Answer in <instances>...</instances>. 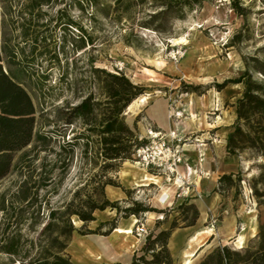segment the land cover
I'll list each match as a JSON object with an SVG mask.
<instances>
[{
	"label": "rangeland",
	"instance_id": "obj_1",
	"mask_svg": "<svg viewBox=\"0 0 264 264\" xmlns=\"http://www.w3.org/2000/svg\"><path fill=\"white\" fill-rule=\"evenodd\" d=\"M98 1V6H95L86 2L80 4L78 0H52L31 15L29 0H0V7L6 11L3 15V45L17 53L16 60L11 64L5 57L4 66L13 70L25 67L17 74L36 108L35 134L42 132L49 137L47 148H42L34 138L28 146L16 152L11 172L0 180V198L5 196L9 200L24 181L37 184L42 177H49L47 186L33 189L34 201L28 206L26 219L16 224L22 233L21 255L27 261L43 258L52 260L59 254L69 258L73 264H113L117 258L125 259L127 248H133L131 239L136 235L134 229L129 242L115 233L117 238L123 240L118 254L112 251L113 246L105 236L88 237L92 235L89 233L91 230L98 229V220L110 215L109 208L103 212L96 211L97 220L87 224L78 220L76 215L64 213L78 190L81 197L91 194L95 199H101L96 189L99 184L96 175L98 167L94 165L91 153L89 156L84 154L81 138L72 142L74 135L84 131V126L81 121L67 124L64 119L70 106L79 103L90 92H101L102 75L94 72V67L114 73L122 71L131 81L147 88L142 96H148L149 99L137 101L125 113L126 121L131 125L138 119V129L143 128L140 121L146 117V109L152 105L156 95L167 99L171 123H175L171 113L179 110L184 113L180 119L181 125L189 129H196L195 125L200 120L233 122L234 125L237 118L236 103L243 94L244 86L228 83L224 88H218L215 85L239 77L248 68L246 60L253 80L264 85V0H241L245 15H239L234 10L232 0H204L191 9L162 17L150 27H146V23L151 20L153 13L163 9L165 0ZM68 18L79 22L84 30L67 26L65 21ZM36 36L37 43L34 42ZM15 62L22 64L20 66ZM191 86L197 88L194 90ZM261 93L264 95V89ZM209 101L212 102L211 106ZM143 122L153 129L154 124L150 119L145 118ZM259 127V123L252 120L245 128L256 131ZM147 131L144 128L142 130L144 135H147ZM216 138V143L220 144L218 141L222 136ZM240 139L241 145L251 144L245 138ZM73 143H76L73 147L69 145ZM234 155L239 161L234 173H240L243 180L225 189L218 184L217 188L223 195L222 208L224 211L229 206L234 213H238L237 234L244 228L248 236L254 231L255 237L242 248L230 240L225 244L235 250L247 247L256 249L259 246L256 235L260 223L264 222V204H260L264 196L258 198L256 194H264V156L250 147L236 151ZM126 163L135 164L132 160L124 161L119 171L111 175L121 186L108 187L120 193L118 197L124 194L123 188L128 189L130 195L125 193V199L131 197L165 209L167 215L162 216L174 221L175 216L170 214L181 205V200H178L183 198L178 196L180 186L175 183V177L169 180L164 171L136 166L138 172L144 171L164 178V184L169 186L166 189L169 197L166 202H162L160 197L165 191L160 185L152 183L137 186L123 179L122 172L128 168ZM180 172L186 174L182 169ZM108 187L106 193L110 198ZM199 193L197 195L194 192L185 198L208 199L213 195L212 192ZM128 203L124 201L122 205ZM53 210L59 212L55 220L50 216ZM178 213L184 216L186 222L195 217L192 209L180 208ZM159 215L157 212L146 213L142 222L146 224L149 218L148 222L152 223L153 218ZM222 216L220 213L212 217L206 225L213 229ZM0 218L1 237L8 218L3 212H0ZM68 220L77 229L73 233ZM183 225L182 219L176 220L175 228ZM107 228L100 227L99 231L104 232ZM201 242V239L196 240L193 247ZM83 243L92 244L93 247L89 250ZM219 246H213L212 242L205 240L192 258L190 255L185 258L184 264H215L208 261L207 256ZM172 247L176 248V240ZM91 252L100 254L102 260H98ZM0 264L21 262L18 258L13 259L0 252Z\"/></svg>",
	"mask_w": 264,
	"mask_h": 264
},
{
	"label": "trees",
	"instance_id": "obj_2",
	"mask_svg": "<svg viewBox=\"0 0 264 264\" xmlns=\"http://www.w3.org/2000/svg\"><path fill=\"white\" fill-rule=\"evenodd\" d=\"M203 1L165 0L162 5L163 9L151 15V20L146 23V27L152 26L156 20L162 17H170L175 14L174 12L191 9L195 4H201ZM51 2L52 0H29L28 10L33 15L35 10ZM78 2L80 4L86 2L95 6H98L99 3L98 0H78ZM232 6L239 15H245L241 0H232ZM5 14V8L0 7V180L11 172L15 153L28 146L34 138L42 148H47L49 145V137L45 133L35 134L36 108L17 74L25 67L22 66L21 70H13L12 68L6 69L3 64L5 57H8V62L11 64L17 56L14 49L2 45L3 15ZM65 24L84 30L83 26L72 18H68ZM37 40L38 36L34 37V42L37 43ZM89 41L91 42L92 39L90 38ZM80 47L82 48V45ZM15 64L21 66L22 62H15ZM246 65L248 68L239 77L226 79L223 83L215 85L218 88H224L228 83L244 86L243 94L236 103L237 118L232 126L233 130L227 137L226 146L230 154H236V151L250 147L264 156V95L261 93L264 85L253 80L247 60ZM93 70L102 75L101 92H90L79 103L70 106L65 112L64 119L67 124L81 121L84 126V131L74 135L72 142H77L81 138L84 142V154L89 156L91 153L94 165L98 167L96 175L99 177V184L96 189L100 193L101 199H95L91 194L81 197L78 190L64 213L68 216L76 215L80 221L87 224L97 220L96 211H104L108 208L115 210L117 214L114 218L101 221L98 229L89 232L109 235L117 228L118 220L121 217L128 218L131 215H136L140 218L138 222H142L143 215L146 213L157 212L166 217L167 211L131 197L112 200L107 196V186H121L111 175L119 171L124 161H133L135 150L147 142V139L139 137L141 133L137 127L138 119L136 118L134 124L131 125L125 117L130 104L145 94L147 88L131 81L122 71L114 73L97 67H94ZM190 88L195 90L197 87L191 86ZM252 120L257 121L260 125L256 131L245 128L250 125ZM240 138H245L251 144L241 145L242 139ZM74 144L76 143L69 145L73 147ZM48 180L49 177H42L37 184L31 183L29 180L24 181L12 198L9 200L5 196L0 198V212H3L8 218V223L0 237V252L10 255L13 259L18 258L21 264H73L69 258L59 254L52 260L43 258L28 261L25 256L21 255L22 233L16 224L22 223L26 219V213L29 212L28 206L34 201L33 189H36L37 186H47ZM242 180L243 177L240 173H225L221 175L219 185L225 189L238 185ZM219 189L216 188L220 191ZM123 191L130 195L128 189L123 188ZM256 194L258 198L264 196L259 192ZM124 201H129V203L122 205ZM260 204H264V199L260 201ZM180 208L195 211L194 219L189 221L192 224L198 216L195 205L181 204ZM58 213L55 210L51 211L50 216L53 220L57 218ZM176 220L177 217L174 218L169 229L149 232L145 237L143 247L134 254L130 262H115L113 264H174L168 243L172 230L176 227ZM68 223L71 233L77 230L70 220ZM157 223L159 225L160 222ZM103 226L108 228L106 231L100 232L99 228ZM256 238L259 241V246L256 249L247 247L235 250L225 244L217 247L207 256V259L215 264H264V222L260 223Z\"/></svg>",
	"mask_w": 264,
	"mask_h": 264
},
{
	"label": "crops",
	"instance_id": "obj_3",
	"mask_svg": "<svg viewBox=\"0 0 264 264\" xmlns=\"http://www.w3.org/2000/svg\"><path fill=\"white\" fill-rule=\"evenodd\" d=\"M6 58L8 60V57ZM3 64L5 65V58ZM209 95L212 96V93H209ZM211 105L212 102L209 101V106ZM146 114L147 115L145 118L150 119L153 122V129L157 131H170L176 126L174 122L171 123L169 120L167 99L164 96L156 95L152 100V105L146 109ZM221 115L222 112L219 117H221ZM145 118H142V120L140 121V125L145 129V131H147L149 129L148 125L143 122V119ZM180 126L181 127H179V129L181 130L182 136H189L195 133V135L203 141V143L201 144L193 141V143H185L184 145V155L186 161L192 166V170H197V173H193L190 177H187V179L198 191H203L208 194L212 192L213 195L211 198L208 199H199L191 197L189 199L181 198L178 200H181L180 204H183V202H185L184 204L195 205L198 211V216L192 224L190 222H186L184 216L178 213L180 212V205H178L179 207L173 211V214H170V216H175L177 217V220L182 219L184 222V225L182 227H177L172 230L168 243L171 255L174 258L176 264H184L185 258H187L188 255H190L192 258L193 255L197 252V250L201 246H203V242L205 240H209L210 242H212L213 246L225 244V242H228V240H230V242H232L234 245L236 244L235 246H237L238 248L243 247H240L237 241V236L239 233L237 234L236 232V221L239 215L238 213H234L233 210H231V207L229 206H227L226 210L223 211V195L221 192L216 190L219 184L220 176L225 173L235 172L239 165V161L236 155L230 154L227 151L226 146L227 137L229 133L233 130V122L222 123L215 120H213L212 122H203L200 120V122L195 125L196 129L194 130L189 129L186 125ZM143 128H139L142 134ZM219 135L222 136V139L218 141L220 144H217L216 142L218 139L216 137H218ZM200 154L202 155L203 160H201ZM180 169L185 171V173L187 172V168L185 165H182ZM123 193L124 194L120 197L112 200L125 199L127 196L125 192ZM220 213H222L223 215L222 219L217 220L216 226H214L213 229L209 225H206L209 219L215 217ZM116 214L117 213L115 210H110V215L99 219L98 222L112 219L116 216ZM162 215L163 214L157 216L156 218H153L154 220L152 221V223L148 222L150 221L149 218L147 219V223L145 225L147 226L149 232L158 229L160 230L170 228L173 219H166ZM132 216H135L137 218L138 223L140 218L136 215H131L128 218H119L117 227L121 225V223H123L124 221H128L129 219H131ZM158 221L160 222L159 225L157 223ZM206 227H208V230H206ZM114 230L109 235L102 236H105L106 240L111 243V245L113 246L112 251H115V253L118 254L121 251L120 246L121 244H123V240L121 238H117V235L115 234ZM205 232L208 233L206 234ZM252 233L253 232H251L250 236H248L249 233L246 232L247 243L250 239L255 237L254 234L251 235ZM99 235L101 234H92L88 237H94ZM198 239H201V241L203 242H201L197 247H193V243ZM174 240H176V248L173 249L172 243ZM131 243L133 244V248L126 249V255L124 257L125 259L117 258L115 262H130L134 254L138 253L143 247L145 243V237H137L136 235H134V238L131 239ZM187 263H189V260H187Z\"/></svg>",
	"mask_w": 264,
	"mask_h": 264
},
{
	"label": "built area",
	"instance_id": "obj_4",
	"mask_svg": "<svg viewBox=\"0 0 264 264\" xmlns=\"http://www.w3.org/2000/svg\"><path fill=\"white\" fill-rule=\"evenodd\" d=\"M183 114V111L179 110L171 113L176 126L170 131H157L150 128L147 131V135L140 134V139L145 138L147 142L135 150L133 161L148 170L164 171L168 175L167 179L171 180L172 177H175V183L180 180L181 186L179 187L178 196L185 198L191 196L194 192L197 195H200V193L187 179L193 173H197V170H192V166L186 161L184 145L188 141L200 144L203 141L196 135H181L179 127ZM200 158L203 160L201 154ZM182 165L187 168L186 175L180 172ZM166 201L167 199L164 202ZM134 230L138 237H146L149 234L144 222H138Z\"/></svg>",
	"mask_w": 264,
	"mask_h": 264
},
{
	"label": "bare ground",
	"instance_id": "obj_5",
	"mask_svg": "<svg viewBox=\"0 0 264 264\" xmlns=\"http://www.w3.org/2000/svg\"><path fill=\"white\" fill-rule=\"evenodd\" d=\"M147 99H149L148 96H141L138 100H136L132 104H130L129 109H131L137 101L144 102ZM126 164L128 165V168H125L122 172V177L124 180H126L130 183H133L134 185H137V186L150 185L152 183H156V184L160 185L165 191L164 194H162L160 197L161 201L164 202L167 199L168 194L166 192V189L169 186L167 184L166 185L164 184V178L161 175L149 174L148 172H144V171L138 172L137 170H135V168L137 166L136 163L135 164L126 163ZM176 183H177V185L179 183L178 186H181L180 180H178ZM107 191L109 192V195L112 198H117L120 194L113 187H108ZM136 223H137V218L135 216H132L131 219H129L126 224L117 227L114 230V232L117 235L123 236L129 242V239L133 237V229L136 226ZM77 224H78V222H77ZM243 230H244V228H242V232H240L237 236V241H238V244L240 245V247L246 243V237L247 236H246V232ZM252 232L253 233L251 235L254 234V231H252ZM83 246L89 250L93 247L92 244H88V243H83ZM91 253H93V252H91ZM93 254L98 260H102V257L100 254H98V253H93Z\"/></svg>",
	"mask_w": 264,
	"mask_h": 264
}]
</instances>
